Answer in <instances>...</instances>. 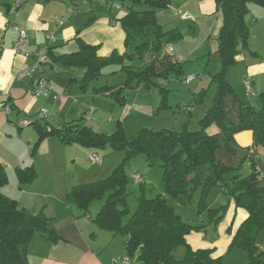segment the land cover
Wrapping results in <instances>:
<instances>
[{
  "label": "trees",
  "instance_id": "trees-1",
  "mask_svg": "<svg viewBox=\"0 0 264 264\" xmlns=\"http://www.w3.org/2000/svg\"><path fill=\"white\" fill-rule=\"evenodd\" d=\"M91 2L98 4L97 11L100 12L110 14L116 5L126 11V15L119 20L126 36L125 51L100 56L99 46L89 44L81 37L76 39L79 46L76 52L56 55L48 49L52 61L83 72V78L78 81L80 90L85 91L102 74L103 68L111 64L121 66L126 80L118 87H103L97 93L112 97L121 104L125 102L123 94L126 90L141 85L151 88L155 77L172 79L182 75L183 63L176 60L168 49L180 42L183 36L178 30H164L159 21L160 12L166 11L170 5L168 0ZM217 4L223 15L217 50L221 69L212 78L216 93L213 106L203 111L200 130H184L181 133L143 130L138 136L127 138L121 131L113 135H100L80 121L50 130L35 123L39 133L35 149L46 137L53 136L68 145L94 149L108 145L124 150L125 160L143 153L150 167L162 168L165 194L187 204L201 189L198 212L202 215L207 209L206 198L210 189L217 186L228 172L240 169L243 163L233 165L226 162L227 157L235 159L241 152L236 144V135L251 131L254 145L264 147V91L260 95L262 108L256 110L239 98L227 78L228 71L236 67L238 57L248 50L250 32L246 16L249 5L264 8V0H217ZM162 93L166 103V91L162 89ZM212 125L218 127V134L208 133ZM246 158L247 153L243 161ZM251 162L252 173L249 177L233 178L231 194L236 207L246 209L248 217L233 235L231 247L246 252L247 264H264V245L258 241L264 231V176L257 171L253 158ZM36 176L33 168L29 176L20 174L22 180L29 182ZM7 184V172L0 162V264H29L28 250L37 235L53 243L61 238L44 215H33L5 196L2 188ZM128 184L121 165L102 182L74 187L69 191L67 200L71 205H77L84 216H88L90 203L106 195L107 201L96 222L104 230L127 238L125 249L130 257L137 256V264H219V259L213 258L215 249L194 251L190 247L188 236L200 228L188 225L176 215L162 195L147 198L142 188L138 209L124 225L123 219L130 212L126 201ZM209 211L213 213L212 219L220 213ZM180 248L186 251L183 258L176 257Z\"/></svg>",
  "mask_w": 264,
  "mask_h": 264
},
{
  "label": "crops",
  "instance_id": "crops-1",
  "mask_svg": "<svg viewBox=\"0 0 264 264\" xmlns=\"http://www.w3.org/2000/svg\"><path fill=\"white\" fill-rule=\"evenodd\" d=\"M16 1L0 0V162L6 170L7 168L12 169L14 165L18 164L23 156V150H30L39 138L35 128L36 124L46 126L48 130L59 129L62 127L61 121L70 120L71 116L77 114L73 111L79 110L77 100L80 93L78 87L80 79H77V71L49 59L43 65L42 73L36 72L28 77L20 78L21 72L33 65L36 58H26L14 51L13 45L19 38V32L15 30V27L26 32L25 46L27 50L36 52L41 49H51L56 55L78 51L77 37H81L89 44L99 46L98 54L100 56H109L113 51L123 53L126 37L119 22L126 15L125 10L117 11L114 8L110 14L100 12L97 11L98 4L91 0H28L21 8L16 9ZM168 1L173 6L188 11L193 17V20L185 21L169 12H165L160 17V19H165L164 25L168 28L172 25L171 30H178L182 34V40L175 47L172 45L171 53L176 60L186 61L190 56V48L189 51H184L181 45L184 43L183 41H188L190 47V29L182 30L178 23L190 25L198 22L206 38L219 37L223 26V15L219 11L217 0ZM252 9L254 16H260L259 19L253 16V22L259 25L264 21V8L251 4L249 12H252ZM49 36H53V43L48 39ZM195 39L194 34L192 41L200 45L199 47H203L207 43L203 41L199 43ZM257 42L259 46H264V35ZM101 51L103 52L100 53ZM254 52L253 57H248L246 51L237 59L239 64L246 66L243 78L245 89L242 87L239 96L245 104L260 110L262 102L258 97L264 91V53L257 50ZM42 77L50 81L54 88L53 93L48 97L35 95L36 85ZM246 79L250 81L252 92L246 86ZM261 79H263L262 83ZM254 87L259 92L258 97L254 96ZM55 94H62L64 98L56 100ZM6 107L12 108L13 111L7 114ZM47 107L51 108L50 112ZM43 110L48 111L47 116L43 114ZM23 120H29L32 124L21 128L19 123ZM208 133L218 134L219 129L216 125H212L208 129ZM52 139L53 136L46 137L42 141L38 153ZM236 144L240 151L247 155L251 149L256 150L254 135L251 131L237 134ZM248 157L251 156L248 155ZM32 168L36 172V178L43 177L44 166L33 163ZM50 168L54 169V166ZM65 180H67V184L64 190H59L57 193L56 191L51 192L46 197H43L45 195L40 194L41 192L38 190H34L37 179L31 181V184L24 185L17 195L9 192L7 185L2 188V193L15 200L19 208L31 214L34 210V215L40 214L50 218L52 220L50 226L61 238L58 242L53 243L37 235L28 250L29 264H125L124 261L129 258V255L125 249L124 240H118V235L103 228H83L79 220L80 217L75 216L70 204L66 202V197L71 190V183L68 177ZM47 181L53 180L47 178ZM77 186L81 185H74V187ZM19 193L34 198L31 200L34 205L31 207L30 204H24L23 207H20L23 199ZM42 197L44 200L52 201V208L57 212L56 214L47 212L49 207L47 202H43L40 209L35 207L37 204L35 201L43 199ZM61 211H65L67 216L61 218ZM247 217L248 214L239 223L237 229ZM200 237L207 239V235L204 233H201ZM187 242L194 251L207 249L216 251L215 243L206 245L205 242H202L203 245H200V243L194 242L190 236H188ZM213 258L217 259L214 254ZM129 260V264H131V259L129 258Z\"/></svg>",
  "mask_w": 264,
  "mask_h": 264
},
{
  "label": "rangeland",
  "instance_id": "rangeland-1",
  "mask_svg": "<svg viewBox=\"0 0 264 264\" xmlns=\"http://www.w3.org/2000/svg\"><path fill=\"white\" fill-rule=\"evenodd\" d=\"M253 13L254 10L252 9V12H249L246 16L250 32L248 39L249 49L247 50L248 57H253L256 50L264 53V46H259L257 42L264 35V21L256 25L253 22ZM254 18L259 19L260 16H254ZM159 21L164 30L169 31L172 29V25L170 28L164 25L165 19H160L159 17ZM178 24L182 30L190 29V47L188 41H183L184 43L181 45L184 51H189L190 48V56L186 61H182L183 72L179 78L176 76L172 79L155 77L152 80L153 85L151 88L141 85L134 89L126 90L123 94L125 102L121 104L112 97L97 93V90L103 87H118L126 80V75L121 71L119 64L105 66L102 74L93 80L85 91L79 90L80 93L77 100L79 110L77 112L73 111V113L77 114L71 116L70 120H66V122L61 121L60 124L64 126L67 123L80 121L83 125L92 128L94 132L100 135H113L121 131L127 138L136 137L143 130H172L177 133L184 132V130L191 132L200 130V120L203 118V111L213 106L216 86L212 84V78L221 69V58L217 52L218 37L206 38L198 22L190 25H184L181 22ZM194 34L196 42H207L206 45L199 47L200 45L193 43L192 36ZM176 44H174V47ZM171 54L173 55V53ZM245 69V65L238 63L235 68L227 73V78L234 86L238 96L240 94L239 91H242V87L245 89L243 82ZM77 74V79L81 80L83 72L77 71ZM191 77H193V80L187 83L186 80ZM262 81L263 79H261V83ZM162 89L166 91V103H164ZM254 90V96L258 97L257 88L254 87ZM258 98L260 99V95ZM88 109H94L91 118L89 117ZM47 110L50 112L51 108L47 107ZM54 126L56 127V125ZM38 140L39 138L30 150H23V156L18 164L14 165L12 169L7 168L6 170L8 176L6 187L13 195H17L24 188V185L32 183L26 181L27 179L22 180L20 174L29 176L33 163L45 167L42 172L43 177L34 179H37L34 190H38L41 192L40 194L43 193L42 195H45L43 197H46L51 192L56 191L57 193L59 190H64L67 184V180H65L67 177L71 183L70 189L72 190L74 185L82 186L102 182L116 168L123 165L129 180L126 201L130 211L123 219L124 225L129 222L131 216L137 211L138 199L143 192L142 188H144L147 198L162 195L176 215L182 217L188 225L200 228L190 234L194 242L200 243V245H203L202 242H205L206 245L215 243L214 248H216V251L214 255L219 259V264L248 263L245 251L231 247L233 233L245 215L248 214L246 209L236 207L231 194L233 178L235 176L246 178L252 173V159L248 157L243 161L242 158L246 155L243 151L239 152L235 159L226 158V162L229 164L237 165L241 164V162L243 163L240 169L228 172L217 186L210 189L206 198L207 209L201 215L198 212L201 189L196 191L190 203L187 204H183L177 197L165 194L162 183V168L150 167L147 163L146 155L143 153L136 154L125 160L126 152L124 150L113 149L108 145L95 149L81 145H68L59 137H53L38 153L41 146L40 144L35 149ZM255 151L257 171L264 176V147L257 145ZM93 153L99 155L101 163L93 164L89 161V157ZM53 166L54 169H51L50 167ZM135 175L141 178V184L135 182ZM47 178H51L53 181L48 182ZM20 196L23 199L20 207H23L24 204H30L31 207L34 205V202L31 201L34 198ZM106 201V195L102 198L94 199L89 205L88 216H84L82 210L77 205H71L66 197V202L70 204L75 216L80 217L79 220L83 228H102L96 222V219ZM35 202H37L35 207L39 209L43 202H47L49 204L47 212L49 214L57 213L52 208V201L44 200L43 198ZM209 210L219 211L220 213L212 219L213 213ZM32 214L34 215V210ZM66 216L67 213L65 211L60 212L61 218ZM45 217L49 222L52 221L47 216ZM201 233L206 234L207 239H202L200 237ZM117 239L120 241L124 240V242L127 240L122 235H118ZM258 241L264 245V231L259 235ZM185 254V249L180 248L176 252V257L183 258ZM128 257L131 259V264H137L136 255Z\"/></svg>",
  "mask_w": 264,
  "mask_h": 264
},
{
  "label": "built area",
  "instance_id": "built-area-1",
  "mask_svg": "<svg viewBox=\"0 0 264 264\" xmlns=\"http://www.w3.org/2000/svg\"><path fill=\"white\" fill-rule=\"evenodd\" d=\"M28 0H17L16 1V9H19L21 8ZM115 8L117 10H124L121 6H118L116 5ZM165 12H169L171 14H174L176 16H178L179 18H181L182 20H185V21H188V20H193V17L192 15L182 9V8H179V7H176V6H173L172 4H170L166 11H161L160 14H159V17H161ZM15 30L19 32V38L18 40L14 43L13 45V49L16 53L26 57V58H30V57H35L36 58V61L33 65L31 66H28L27 68H25L21 74H20V78H25V77H28L30 75H33L34 73L36 72H40L42 73L43 72V65L46 64L48 61H49V56H48V49H41V50H38L36 52H31L29 50L26 49V46H25V42H26V32L24 30H21L19 28H16L15 27ZM48 39L53 43L54 42V38L53 36H49ZM168 51L171 53L172 52V47H170L168 49ZM193 80V77L189 78L186 80L187 83H190L191 81ZM245 83H246V86L248 88V90L250 92H252L251 90V87H250V81L249 79H246L245 80ZM54 91V88L51 84L50 81H48L46 78L42 77L37 85H36V90H35V95L37 97H48L50 96ZM55 99L56 100H61L64 98V95L62 94H55ZM88 113H89V117L91 118L92 117V114L94 112V109H91V110H87ZM5 112L7 114H10L11 113V108L10 107H6L5 108ZM43 114L45 116L48 115V111L47 110H43L42 111ZM20 127L23 128V127H28L30 126L32 123L29 121V120H23L21 121L20 123ZM249 156H251L253 159H255V149H251L249 151ZM89 161L93 164H98V163H101L100 159H99V156L97 153H93L92 155H90L89 157ZM258 170V169H257ZM134 180L136 183L140 184L142 181H141V178L138 176V175H135L134 176ZM129 258L126 259L124 261L125 264H129Z\"/></svg>",
  "mask_w": 264,
  "mask_h": 264
}]
</instances>
